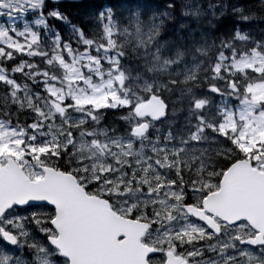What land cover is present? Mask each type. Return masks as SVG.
Masks as SVG:
<instances>
[{
  "label": "snow or ice",
  "instance_id": "snow-or-ice-1",
  "mask_svg": "<svg viewBox=\"0 0 264 264\" xmlns=\"http://www.w3.org/2000/svg\"><path fill=\"white\" fill-rule=\"evenodd\" d=\"M144 2L0 0V264H264V0Z\"/></svg>",
  "mask_w": 264,
  "mask_h": 264
},
{
  "label": "water",
  "instance_id": "water-1",
  "mask_svg": "<svg viewBox=\"0 0 264 264\" xmlns=\"http://www.w3.org/2000/svg\"><path fill=\"white\" fill-rule=\"evenodd\" d=\"M247 207L264 220V184H257L246 176L234 183L230 191V206Z\"/></svg>",
  "mask_w": 264,
  "mask_h": 264
},
{
  "label": "trees",
  "instance_id": "trees-1",
  "mask_svg": "<svg viewBox=\"0 0 264 264\" xmlns=\"http://www.w3.org/2000/svg\"><path fill=\"white\" fill-rule=\"evenodd\" d=\"M156 2L162 3V0H156ZM93 3H95V0H84L83 4L73 7L70 10V14L79 13V15L77 16V18L79 19L80 16H83L88 12V10L90 9ZM140 6L145 15H151L153 12H159L161 10L159 7H156L152 3L145 4L144 0H140ZM133 7H136V5L134 4ZM192 27H195L194 23L192 24ZM121 37L122 38L120 37L117 38L118 44L124 45L129 50V53H131L132 50L134 49L131 38L127 36L125 37L121 36ZM114 115H118V113Z\"/></svg>",
  "mask_w": 264,
  "mask_h": 264
},
{
  "label": "rangeland",
  "instance_id": "rangeland-1",
  "mask_svg": "<svg viewBox=\"0 0 264 264\" xmlns=\"http://www.w3.org/2000/svg\"><path fill=\"white\" fill-rule=\"evenodd\" d=\"M145 31H146V30H145ZM131 39L134 40L135 43H136V38H135V36L131 37ZM136 47H137V43H136V46H134V49H135Z\"/></svg>",
  "mask_w": 264,
  "mask_h": 264
}]
</instances>
